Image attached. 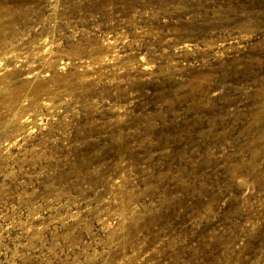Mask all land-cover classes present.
<instances>
[{
	"label": "rangeland",
	"instance_id": "374dc122",
	"mask_svg": "<svg viewBox=\"0 0 264 264\" xmlns=\"http://www.w3.org/2000/svg\"><path fill=\"white\" fill-rule=\"evenodd\" d=\"M0 90V264H264V0H0Z\"/></svg>",
	"mask_w": 264,
	"mask_h": 264
},
{
	"label": "bare ground",
	"instance_id": "6f19581e",
	"mask_svg": "<svg viewBox=\"0 0 264 264\" xmlns=\"http://www.w3.org/2000/svg\"><path fill=\"white\" fill-rule=\"evenodd\" d=\"M46 41V40H45ZM111 50V49H110ZM91 53V52H90ZM78 54V53H77ZM113 54V53H112ZM115 54V53H114ZM187 56V55H186ZM97 57V56H96ZM105 57V56H104ZM2 59V58H1ZM49 59V58H48ZM143 58H141L142 60ZM93 60V59H92ZM109 60V59H108ZM144 60V59H143ZM106 61V60H105ZM139 61V60H138ZM53 64V63H52ZM149 65V64H148ZM48 66V65H47ZM62 66V65H61ZM43 67V66H42ZM161 67V66H160ZM104 68V67H103ZM102 70V69H101ZM17 72V71H16ZM81 73V72H80ZM99 76V75H98ZM31 77V76H30ZM90 83V82H89ZM97 83V82H96ZM98 84V83H97ZM51 85V84H50ZM93 85V84H92ZM1 91V90H0ZM78 110V109H77ZM18 111V110H17Z\"/></svg>",
	"mask_w": 264,
	"mask_h": 264
}]
</instances>
